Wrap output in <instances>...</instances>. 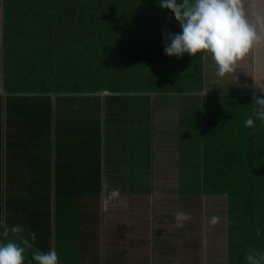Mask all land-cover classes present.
<instances>
[{
  "label": "crops",
  "instance_id": "obj_1",
  "mask_svg": "<svg viewBox=\"0 0 264 264\" xmlns=\"http://www.w3.org/2000/svg\"><path fill=\"white\" fill-rule=\"evenodd\" d=\"M244 4L253 20L264 14V0ZM5 29L0 0V241L18 225L59 264H231L230 197L208 189L202 102L264 95L255 84L264 86V42L223 77L203 55L201 94L169 90L153 71L138 89L113 81L100 94L16 93ZM177 210L190 214L182 227Z\"/></svg>",
  "mask_w": 264,
  "mask_h": 264
},
{
  "label": "trees",
  "instance_id": "obj_2",
  "mask_svg": "<svg viewBox=\"0 0 264 264\" xmlns=\"http://www.w3.org/2000/svg\"><path fill=\"white\" fill-rule=\"evenodd\" d=\"M4 2L7 80L16 93L100 94L113 81L135 88L140 77L148 81L153 74L167 80L161 83L169 90L203 92L204 56L164 53L162 29L180 28L157 0ZM254 98L210 94L201 101L209 133L208 189L230 197L231 264H249V253L264 264V122L254 117L252 126L244 124ZM25 238L9 230L2 241ZM30 244L24 264H35L32 251L39 248Z\"/></svg>",
  "mask_w": 264,
  "mask_h": 264
},
{
  "label": "clouds",
  "instance_id": "obj_3",
  "mask_svg": "<svg viewBox=\"0 0 264 264\" xmlns=\"http://www.w3.org/2000/svg\"><path fill=\"white\" fill-rule=\"evenodd\" d=\"M161 9L170 10V19L179 23L180 30L173 32L162 29L164 53L169 56L182 57L210 55L217 66V73L223 77L235 70L238 63L246 58L260 43L264 42V14L255 13L253 20L245 8L244 0H157ZM264 92V86L255 82ZM253 115L244 120L246 126L254 124V117L264 122V95L255 96ZM189 213L177 210L174 221L182 227L189 219ZM218 217L213 215L209 225H214ZM22 231L13 225L11 232ZM32 240L35 232H30ZM32 247L25 238L21 241L9 239L0 241V264H24L25 252ZM249 264H259L254 253L246 257ZM35 264H59L55 249L32 251Z\"/></svg>",
  "mask_w": 264,
  "mask_h": 264
},
{
  "label": "rangeland",
  "instance_id": "obj_4",
  "mask_svg": "<svg viewBox=\"0 0 264 264\" xmlns=\"http://www.w3.org/2000/svg\"><path fill=\"white\" fill-rule=\"evenodd\" d=\"M246 71H249V70H246ZM242 80H243V83L245 84L244 88L249 91V86H250L249 84L251 82L250 72L249 73L247 72V74H244L242 77ZM233 90H234V87L230 88L228 92H231ZM242 90H244V89H242ZM183 188H186V186H183Z\"/></svg>",
  "mask_w": 264,
  "mask_h": 264
},
{
  "label": "built area",
  "instance_id": "obj_5",
  "mask_svg": "<svg viewBox=\"0 0 264 264\" xmlns=\"http://www.w3.org/2000/svg\"><path fill=\"white\" fill-rule=\"evenodd\" d=\"M114 196H115V194L113 195V193L110 195H107V197L104 199V203L105 204L110 203Z\"/></svg>",
  "mask_w": 264,
  "mask_h": 264
}]
</instances>
